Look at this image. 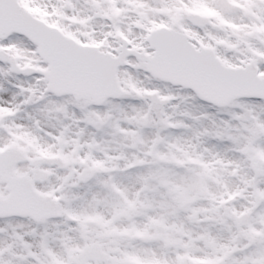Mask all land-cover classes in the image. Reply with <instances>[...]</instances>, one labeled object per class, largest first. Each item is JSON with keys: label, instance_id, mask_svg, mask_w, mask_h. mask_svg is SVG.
Masks as SVG:
<instances>
[{"label": "snow or ice", "instance_id": "snow-or-ice-1", "mask_svg": "<svg viewBox=\"0 0 264 264\" xmlns=\"http://www.w3.org/2000/svg\"><path fill=\"white\" fill-rule=\"evenodd\" d=\"M0 264H264V0H0Z\"/></svg>", "mask_w": 264, "mask_h": 264}]
</instances>
